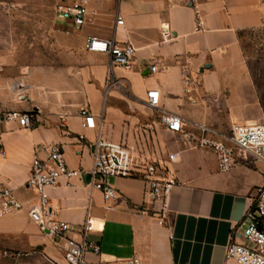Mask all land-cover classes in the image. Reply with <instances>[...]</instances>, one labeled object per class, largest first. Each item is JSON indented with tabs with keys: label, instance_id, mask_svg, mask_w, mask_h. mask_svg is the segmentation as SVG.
<instances>
[{
	"label": "crops",
	"instance_id": "0c3cea01",
	"mask_svg": "<svg viewBox=\"0 0 264 264\" xmlns=\"http://www.w3.org/2000/svg\"><path fill=\"white\" fill-rule=\"evenodd\" d=\"M87 5L89 15L80 26L55 10V52L48 59L0 56V113L29 112L35 120L30 128L0 123V186L23 205L0 212V264H67L65 237L48 236L30 220L37 195L26 180L34 151L44 158L47 145L63 150L69 168L88 170L98 133L165 164L175 184L164 209L148 203L140 179H108L117 192L112 209L105 208L99 190L78 178L45 188L49 218L73 227L66 236L79 241L82 225L91 224L84 240L97 244L99 253L85 251L86 264H123L134 256L139 264H238L225 258V249L255 187L264 184V163L237 155L238 164L221 172L212 151L184 149L159 120L171 136L169 142L157 141L144 101L156 89L159 109L212 127L215 138L234 124L263 122L264 96L250 85L241 36L264 27V0H88ZM90 36L135 48L128 67H113L116 82L108 89V56L84 49ZM153 63L156 70L150 72ZM184 66L200 83L189 93ZM81 107L94 117L95 129L81 126ZM153 146L162 154H154ZM168 153L176 154L172 162Z\"/></svg>",
	"mask_w": 264,
	"mask_h": 264
},
{
	"label": "built area",
	"instance_id": "2783aa9c",
	"mask_svg": "<svg viewBox=\"0 0 264 264\" xmlns=\"http://www.w3.org/2000/svg\"><path fill=\"white\" fill-rule=\"evenodd\" d=\"M87 4L88 0H59L55 10L72 19L76 26H80L89 15ZM116 23H122L119 14L116 15ZM84 49L108 56L105 89L116 82L113 67H128L135 54V48L130 43L120 44L112 38L103 39L95 36L86 38ZM148 69L154 72L156 64H151ZM181 77L186 93L200 85L198 81L191 78L186 66L181 69ZM158 100V91L151 89L147 91L144 103L148 108L159 112L162 127L167 132L177 135L176 142L184 149L206 148L212 151L219 171L226 172L235 167L238 164L237 155L243 161L252 158L264 163V122L252 125L234 124L227 134L215 138V129L199 122L188 123L176 113L159 109ZM79 116L83 128H96L94 117L86 107L80 108ZM7 121H16L22 128H30L35 124L31 113L21 111L1 112L0 123ZM60 124L65 125L63 119L60 120ZM78 139L84 140V136L79 134ZM42 149L45 157L38 156L37 150L34 151L26 180V186L33 189L37 195V202L29 208L28 215L33 223L46 230V235L65 237L64 258L67 264H86L85 251L97 254L99 246L84 240L85 234L92 228L89 222L82 225L83 238L78 241L66 236L72 231V225L49 218L45 188L56 187L61 183L68 184L72 179L78 178L87 186L99 190L102 193L105 208L112 209V201L117 192L108 179H140L144 183L145 194L149 198L148 203L159 202L164 209L168 195L175 184V181L168 177L165 164L145 156L135 145L108 141L99 133L92 143V163L88 170L69 168L63 150L57 145H47ZM175 155V153H168L167 160L172 162ZM22 206L9 187L0 186V212L21 209ZM225 258L233 259L238 264H264V184L255 187L251 204L241 221L232 227L225 249ZM123 264H139V260L134 256L124 260Z\"/></svg>",
	"mask_w": 264,
	"mask_h": 264
},
{
	"label": "rangeland",
	"instance_id": "374dc122",
	"mask_svg": "<svg viewBox=\"0 0 264 264\" xmlns=\"http://www.w3.org/2000/svg\"><path fill=\"white\" fill-rule=\"evenodd\" d=\"M58 3L59 0H0V56L14 55L29 62L48 59L55 52L53 19ZM56 24L61 25L59 18ZM241 49L250 67V85L264 96V27L243 32ZM147 111L155 121L152 127L156 140L169 142L171 135L157 124L159 114ZM162 151L152 148L154 154Z\"/></svg>",
	"mask_w": 264,
	"mask_h": 264
}]
</instances>
